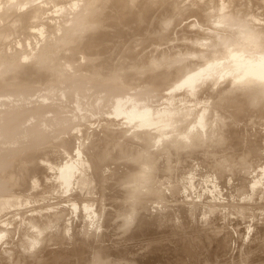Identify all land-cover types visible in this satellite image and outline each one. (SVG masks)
<instances>
[{
	"label": "rangeland",
	"instance_id": "1",
	"mask_svg": "<svg viewBox=\"0 0 264 264\" xmlns=\"http://www.w3.org/2000/svg\"><path fill=\"white\" fill-rule=\"evenodd\" d=\"M258 65L264 0H0V264H264Z\"/></svg>",
	"mask_w": 264,
	"mask_h": 264
},
{
	"label": "bare ground",
	"instance_id": "2",
	"mask_svg": "<svg viewBox=\"0 0 264 264\" xmlns=\"http://www.w3.org/2000/svg\"><path fill=\"white\" fill-rule=\"evenodd\" d=\"M87 12H88V11H87ZM147 15H148V11H147L146 9H144V10L141 11V16H142V17H145V18H146ZM95 16H96V15H95ZM97 21H98V19H97ZM234 21H235V20H234ZM246 30H247L246 28H243V29H242L241 33H242L243 36H245V33H247ZM137 31H138V30H137ZM170 38H171V36H170ZM170 38H169V39H170ZM249 38H250V37H249ZM161 40H162V39H161ZM240 40H241V39H240ZM162 41H163V40H162ZM170 41H171V40H170ZM160 43H161V42H160ZM172 43H173V42H172ZM169 44H170V43H169ZM173 44H175V42H174ZM177 44H178V43H177ZM186 45H187V44H186ZM254 45H255V44H254ZM187 46H188V45H187ZM168 47H169V46H168ZM251 48H252V47H251ZM158 50H159V49H158ZM240 50H241V49H240ZM258 50H259V49H258ZM162 51H163V50H162ZM193 51H194V50H193ZM157 52H158V51H157ZM185 55H186V54H185ZM147 59H148V58H147ZM174 59H175V58H174ZM144 61H145V60H144ZM200 61H201V60H200ZM146 62H147V60H146ZM192 62H193V61H192ZM187 63H188V62H187ZM146 64H147V63H146ZM185 64H186V63H185ZM140 65H141V64H140ZM186 65H187V64H186ZM189 65H190V64H189ZM187 66H188V65H187ZM51 67H52V66H51ZM142 67H143V66H142ZM145 68H146V67H145ZM137 71H138V70H137ZM143 72H144V71H143ZM250 72L253 73V75H255V76L263 77V78H264V65H258L257 67L253 68ZM173 75H174V73H173ZM161 76H162V75H161ZM167 76H168V73H167ZM249 76H250V75H249ZM168 77H169V76H168ZM172 77H173V76H172ZM164 78L166 79L167 77H164ZM169 78H170V77H169ZM169 78H167V80H168ZM154 79H155V78H154ZM144 80H145V79H144ZM164 81H165V80H164ZM189 81H190V80L187 79V80L184 81V82L182 81L180 84H183V83H186V82H189ZM211 83H212V82H211ZM131 84H132V83H131ZM143 85H144V84H143ZM41 86H42V85H41ZM67 86H68V85H67ZM129 86H130V85H129ZM191 86H192V85H191ZM58 87H62V86L59 85ZM134 87H135V85H134ZM137 87H139V86H137ZM239 87H240V86H239ZM65 88H66V87H65ZM79 88H81V87H79ZM165 88H166V87H165ZM235 88H236V87H235ZM38 89H39V88H38ZM82 89H83V88H82ZM140 89H141V88H140ZM209 89H210V88H209ZM48 90H49V89H48ZM55 90H56V89H55ZM129 90H131V89H129ZM129 90H128V91H129ZM81 91H82V90H81ZM155 91H156V90H155ZM205 91H206V90H205ZM48 92H49V91H48ZM131 92H133V91L131 90ZM156 92H158V91H156ZM220 92H221V91H220ZM247 92H248V91H247ZM52 93H53V92H52ZM106 93H107V92H106ZM129 93H130V92H129ZM245 93H246V92H245ZM53 94H54V93H53ZM33 95H34V94H33ZM44 95H45V94H44ZM62 95H63V94H62ZM65 95H67V94H65ZM75 95H76V94H75ZM135 95H136V94H135ZM202 95H203V93H202ZM242 95H243V94H242ZM63 96H64V95H63ZM123 96H124V95H123ZM38 97H39V96H38ZM41 97H42V95H41ZM125 97H126V96H125ZM148 97H149V96H148ZM58 98H59V97H58ZM62 98H63V97H62ZM139 98H140V97H139ZM146 98H147V97H146ZM238 98H239V97H238ZM59 99H60V98H59ZM121 99H122V98H121ZM141 99H142V98H141ZM130 100H132V99H130ZM72 101H73V100H72ZM124 101H125V103H126V99L123 100V102H124ZM148 101H149V100H148ZM34 102H35V101H34ZM116 102H117V101H116ZM119 102H120V101H119ZM123 102H122V103H123ZM191 102H192V101H191ZM38 104H39V103H38ZM120 104H121V103H120ZM127 104H128V103H127ZM40 105H42V104L40 103ZM44 105H45V104H44ZM103 105H104V104H103ZM118 105H119V103H118ZM36 106H37V104H36ZM126 107H127V106H126ZM126 107H124V109H125ZM128 107H129V105H128ZM128 107H127V109H125V110H127V114H129L128 112H130V111H128V110H129ZM133 107H134V106H133ZM33 108H34V107H33ZM122 108H123V107H122V105H121L120 109H122ZM139 108H140V106H139ZM184 108H185V107H184ZM124 109H123V110H124ZM131 109H133V108L131 107L130 110H131ZM142 109H144V107H142ZM140 110H141V109H140ZM152 110H153V109H152ZM157 110H158V109H157ZM159 110H160V109H159ZM84 111H85V110H84ZM95 111H96V110H95ZM114 111H115V113H118V112L116 111V109H115ZM120 111H122V110H120ZM120 111H119V114H120ZM141 111H143V110H141ZM164 111H165V109H164ZM9 112H10V111H9ZM104 112H105V111H104ZM122 112H123V111H122ZM122 112H121V113H122ZM124 112H126V111H124ZM124 112H123V115H124ZM148 112H149V110L146 111V113L141 112L142 114L133 112V116H135L137 119H138L137 116H139V117L142 119V122H143V123H147V122L149 121L148 116H149V117H150V115L152 116V115L155 113V111H153L154 113L152 112L153 114H150V113H148ZM150 112H151V111H150ZM156 112H157V111H156ZM158 113H161V112L159 111ZM158 113H157V114H158ZM236 113H237V112H236ZM76 114H77V113H76ZM83 114H84V113H83ZM155 114H156V113H155ZM155 114H154V115H155ZM42 115H43V114H42ZM86 115H87V114H86ZM103 115H104V114H103ZM106 115H108V114H106ZM121 115H122V114H121ZM125 115H126V114H125ZM154 115H153V116H154ZM172 116H173V115H172ZM105 117H106V116H105ZM110 117H111V116H110ZM124 117L126 118V116H124ZM92 118H93V117H92ZM120 118H121V117H120ZM128 118H130V117L128 116ZM128 118H126L127 121H128ZM77 119H78V118H77ZM87 119H88V118H87ZM112 119H113V118H112ZM131 119H133V118H131ZM134 119H135V118H134ZM179 119H180V118H179ZM179 119H178V120H179ZM174 120H176V119H174ZM180 120H181V119H180ZM47 121H48V120H47ZM83 121H84V120H83ZM115 121H116V120H115ZM120 121H121V120H120ZM127 121H126V122H127ZM131 121H133V120H131ZM77 122H78V121H77ZM89 122H90V121H89ZM155 122H156V121H155ZM230 122H231V121H230ZM75 123H76V122H75ZM218 123H219V122L217 121V124H218ZM221 123H222V122H221ZM85 124H86V123H85ZM112 124H113V123H112ZM138 124H139V123H138ZM212 124H213V122H212ZM215 124H216V122H215ZM217 124H216V125H217ZM219 124H220V123H219ZM244 124H245V123H244ZM18 125H19V124H18ZM43 125H44V124H43ZM66 125H67V124H66ZM216 125H214V126H215V127H218V125H217V126H216ZM221 125H222V124H221ZM69 126H70V125H69ZM73 126H74V125H73ZM75 126H76V124H75ZM219 126H220V125H219ZM243 126H244V125H243ZM16 127H17V126H16ZM67 127H68V126H67ZM215 127H214V128H215ZM222 127H224V124H223ZM20 128H21V127H20ZM66 129H67V128H66ZM79 129H80V128H79ZM129 129H130V128H129ZM212 129H213V127H212ZM215 129H216V128H215ZM215 129H214V130H215ZM219 129H220V128H219ZM219 129H218V130H219ZM222 129H223V128H221V130H222ZM235 129H236V128H235ZM60 130L62 131L61 127H60ZM214 130L212 131V134H213V133H216V132H214ZM218 130L216 129L217 132H218ZM223 130H224V129H223ZM231 130H232V129H231ZM14 131H15V130H14ZM18 131H19V130H18ZM20 131H21V130H20ZM57 131H58V130H57ZM63 131H64V129H63ZM235 131H236V130H235ZM237 131H239V130L237 129ZM9 132H10V131H9ZM21 132H22V131H21ZM58 132H59V131H58ZM68 132H70V131H68ZM75 132H76V131H75ZM220 132H221V131H220ZM239 132H240V131H239ZM247 132H248V131H247ZM258 132H259V131H258ZM66 133H67V132H66ZM66 133H65V134H66ZM51 134H52V133H51ZM54 134H55V133H54ZM56 134H57V133H56ZM59 134H60V133H59ZM62 134H63V133H62ZM65 134H64V136H65ZM68 134H69V133H68ZM68 134H67V135H68ZM91 134H92V133H91ZM217 134H218V135H217ZM220 134L223 135L222 132H221ZM220 134H219V133H216V135H217V140H218V136L221 137ZM224 134H225V133H224ZM253 134H254V133H253ZM256 134H257V133H256ZM247 135H248V134H247ZM247 135H246V136H247ZM54 136H55V135H54ZM54 136H53V137H54ZM64 136H63V137H64ZM75 136H76V135H75ZM140 136H141V135H140ZM212 136L214 137L215 135H212ZM224 136H225V135H224ZM224 136H222L221 138H224ZM261 136H262V135H261ZM56 137L58 138V136H56ZM56 137H55V138H56ZM59 137H60V136H59ZM61 137H62V135H61ZM259 137H260V136H259ZM68 138H69V137H68ZM186 138H187V137H186ZM214 138H215V137H214ZM233 138H234V137H233ZM248 138H249V136H248ZM251 138H252V137H251ZM257 138H258V136H257ZM37 139H38L37 143H38V142H41V141H39V138H37ZM50 139H51V138H50ZM59 139H60V138H59ZM219 139H220V138H219ZM252 139H253V138H252ZM258 139H259V138H258ZM258 139H257V141H258ZM41 140H43V139H41ZM44 140H45V139H44ZM46 140H47V138H46ZM52 140H53V139H52ZM214 140H216V138H215ZM217 140H216V141H217ZM233 140H234V139H233ZM235 140H236V143H237V138H236ZM239 140H240V139H239ZM239 140H238V141H239ZM248 140H249V139H248ZM35 141H36V140H35ZM54 141H55V140H54ZM66 141H67V140H66ZM68 141H70V140H68ZM185 141H186V140H185ZM220 141H221V140H220ZM252 141H253V140H252ZM255 141H256V140H255ZM33 142H34V141H33ZM46 142H47V141H46ZM228 142H229V141H228ZM232 142H234V141H232ZM232 142H231V143H232ZM241 142H242V140H241ZM29 143H30V142H29ZM42 143H43V142H42ZM52 143H53V142H52ZM52 143H50V144H52ZM55 143H56V144H54V145H57V142H55ZM68 143H69V142H68ZM250 143H251V141H250ZM257 143H258V142H257ZM261 143H262V142H261ZM45 144H46V143H45ZM225 144H226V142H225ZM227 144H230V143H227ZM242 144H243V143H242ZM251 144H252V143H251ZM251 144H250V148L252 147V148H253V151H254V147L251 146ZM254 144H255V143H253L252 145H254ZM262 144H263V143H262ZM52 145H53V144H52ZM58 145H60V144H58ZM144 145H145V144H144ZM232 145H233V143H232ZM255 145H256V144H255ZM255 145H254V146H255ZM259 145H261V144H259ZM30 146H31V145H30ZM33 146H34V145H33ZM43 146H44V145H42V148H43ZM74 146H75V145H74ZM236 146H237V144H236ZM241 146H242V145H241ZM35 147H36V146H35ZM35 147H34V148H35ZM37 147H38V146H37ZM53 147H55V146H53ZM243 147H244V145H243ZM259 147H260V146H259ZM31 148H32V147H31ZM51 148H52V147H51ZM58 148H59V147H58ZM178 148H179V147H178ZM231 148H233V147H231ZM245 148H247V145H246ZM4 149H6V148H4ZM28 149H29V148H28ZM40 149H41V148H40ZM49 149H50V148H49ZM260 149H261V148H260ZM21 150H22V149H21ZM38 150H39V148H38ZM38 150H37V151H38ZM41 150H42V149H41ZM41 150H39V151H41ZM43 150H44V148H43ZM56 150H57V149H56ZM231 150H232V149H231ZM231 150H230V151H231ZM258 150H259V149H258ZM2 151L5 152L4 150H2ZM2 151H1V152H2ZM6 151H7V150H6ZM30 151H31V150H30ZM30 151H29V152H30ZM35 151H36V150H35ZM46 151H48V150L46 149ZM54 151H55V150H54ZM67 151H68V150H67ZM159 151H160V150H159ZM174 151H175V150H174ZM174 151L172 152V154L177 153V152H174ZM16 152H17V151H16ZM20 152H21V151H20ZM20 152H19V153H20ZM41 152H42V151H41ZM51 152H52V151H51ZM56 152H57V151H56ZM237 152H238V151H237ZM237 152H236V153H237ZM241 152H242V151H241ZM241 152H240V153H241ZM248 152H249V151H248ZM250 152H251V151H250ZM256 152H257V151H256ZM26 153H27V151H26ZM30 153H31V152H30ZM78 153H79V152H78ZM81 153H82V152H81ZM156 153H157V152H156ZM219 153H220V152H219ZM232 153H233V152H232ZM236 153H235V156H236ZM258 153H260V152H258ZM0 154H1V153H0ZM12 154H13V153H12ZM31 154H32V153H31ZM31 154H30V156H31ZM40 154H41V153H40ZM172 154H171V155H172ZM243 154H244V153H243ZM243 154H242V155H243ZM251 154H252V153H251ZM260 154H262V153H260ZM8 155H9V153H8ZM8 155H6V156H8ZM10 155H11V154H10ZM16 155H17V154H16ZM18 155H19V154H18ZM22 155H23V154H22ZM27 155H28V154H27ZM27 155H26V156H27ZM32 155H33V154H32ZM36 155H37V154H36ZM46 155H48V154H46ZM57 155H58V154H57ZM206 155H207V154H206ZM208 155H209V157H211L210 154H208ZM219 155H220V154H219ZM233 155H234V154H233ZM233 155H231V156H233ZM237 155H238V153H237ZM247 155H248V153H247V154L245 153V156H247ZM255 155H256V153H255ZM255 155H253V156H255ZM3 156H4V155H3ZM44 156H45V155H44ZM44 156H43V157H44ZM48 156H49V155H48ZM55 156H56V155H55ZM55 156H54V157H55ZM83 156H84V155H83ZM148 156H149V155H148ZM174 156H176V154H175ZM186 156H187V155H186ZM189 156H190V155H189ZM189 156H188V157H189ZM191 156H193V155L191 154ZM191 156H190V157H191ZM195 156H196V155H195ZM202 156H203V155H202ZM214 156H215V155H214ZM245 156H244V158H246ZM249 156H250V155H249ZM9 157H10V156H9ZM11 157H13V156H11ZM17 157H18V156H17ZM21 157H22V156H21ZM31 157H32V156H31ZM39 157H40V155H39ZM57 157H59V156H57ZM73 157H74V156H73ZM146 157H147V156H146ZM155 157H156V156H155ZM193 157H194V156H193ZM209 157H208V158H209ZM227 157H228V156H227ZM258 157H259V156H258ZM263 157H264V156H263ZM6 158H7V157H6ZM6 158H5V159H6ZM29 158H30V157H29ZM37 158H38V157H37ZM41 158H42V157H41ZM148 158H149V157H148ZM153 158H154V155H153ZM153 158H152V159H153ZM179 158H180V157H179ZM196 158H198V157H196ZM196 158H195V159H196ZM214 158H215V157H214ZM232 158H233V157H232ZM260 158H261V157H260ZM18 159H19V157H18ZM39 159H40V158H38V160H39ZM56 159H57V158H56ZM193 159H194V158H193ZM193 159H190V160L193 161ZM209 159H211V158H209ZM41 160H43V158H42ZM59 160H60V159H59ZM138 160H139V159H138ZM154 160H155V159H154ZM178 160H179V159H178ZM214 160H215V159H214ZM238 160H240V159L238 158ZM247 160H248V157H247ZM256 160H257V159H256ZM262 160H263V159H262ZM2 161H3V160H2ZM6 161H7V160H6ZM15 161H16V160H15ZM24 161H26V160H24ZM33 161H34V160H33ZM45 161H47V160L45 159ZM57 161H58V160H57ZM61 161H62V160H61ZM83 161H84V160H83ZM182 161H183V160H182ZM186 161H187V160H186ZM191 161H190V162H191ZM202 161H203V160H201L200 162H202ZM248 161H250V159H249ZM258 161H259V160H258ZM3 162H4V161H3ZM11 162H12V161H11ZM16 162H17V161H16ZM28 162H30V161H28ZM141 162H142V161H141ZM188 162H189V161H188ZM195 162H196V161H195ZM209 162H210V161H209ZM217 162H218V161H217ZM240 162L242 163V161H240ZM252 162H253V161H252ZM254 162H255V161H254ZM7 163H8V162H7ZM9 163H10V162H9ZM36 163H37V162H36ZM40 163H41V162H40ZM55 163H56V162H55ZM55 163H53V164H55ZM114 163H115V162H114ZM138 163H140V162H138ZM225 163H226V161H225ZM255 163H256V162H255ZM257 163H258V162H257ZM259 163H260V162H259ZM261 163H262V162H261ZM1 164H2V163H1ZM1 164H0V165H1ZM4 164H5V163H4ZM21 164H22V163H21ZM29 164H30V163H29ZM32 164H33V163H32ZM56 164H57V163H56ZM67 164H68V163H67ZM90 164H91V163H90ZM188 164H189V163H188ZM190 164H191V163H190ZM209 164H210V163H209ZM221 164H222V163H221ZM237 164H238V163H237ZM239 164H240V163H239ZM249 164H250V163H249ZM16 165H17V164H16ZM19 165H20V164H19ZM36 165H37V164H36ZM45 165H46V164H45ZM140 165H141V164H140ZM142 165H143V164H142ZM146 165H147V166H150V165H148V164H146ZM178 165H179V164H178ZM180 165H181V164H180ZM180 165H179V166H180ZM182 165H184V164H182ZM186 165H187V164H186ZM192 165H193V164H192ZM212 165H213V164H212ZM212 165H211V166H212ZM223 165H224V164H223ZM242 165H243V164H242ZM246 165H247V164H246ZM23 166H25V165H23ZM131 166H132V165H131ZM176 166H177V165H176ZM179 166H178V167H179ZM205 166H206V165H205ZM211 166H210V167H211ZM248 166H249V165H248ZM20 167H22V166H20ZM31 167H32V166H31ZM51 167H52V166H51ZM158 167H160V166H158ZM163 167H164V166H163ZM166 167H168V166H166ZM171 167H172V166H171ZM183 167L185 168V165H184ZM232 167H233V166H232ZM244 167H245V166H244ZM253 167L256 168L255 166H253ZM13 168H14V167H13ZM27 168H28V167H27ZM27 168L25 167V170H26ZM46 168H47V167H46ZM180 168H181V166H180ZM180 168H179V169H180ZM263 168H264V167H263ZM23 169H24V168H23ZM73 169H74V166H72V165H66V166L61 167V169H60V174H61V176L63 177V179H64V181H65L66 183L69 182V180H70V175H71V172H72ZM82 169H83V168H82ZM158 169H159V168H158ZM208 169H209V168H208ZM1 170H2V169H1ZM5 170H6V169H5ZM38 170H39V169H38ZM174 170H175V169H174ZM198 170H199V169H196V171H198ZM10 171H12V170H10ZM16 171H18V170H16ZM26 171H27V170H26ZM28 171H29V170H28ZM48 171H49V170H48ZM132 171H133V170H131V172H132ZM172 171H173V170H172ZM178 171H179V170H178ZM180 171H181V170H180ZM215 171H216V170H215ZM3 172H4V171H3ZM3 172H2V174H3ZM13 172H14V171H13ZM13 172L11 173L12 175H13ZM129 172H130V171H129ZM173 172H174V171H173ZM182 172H183V171H182ZM194 172H195V171H194ZM208 172H209V171H208ZM6 173H7V172H6ZM16 173H17V172H16ZM18 173H19V172H18ZM28 173H29V172H28ZM31 173H32V172H31ZM40 173H41V172H40ZM160 173H161V172H160ZM179 173H181V172H179ZM183 173H184V172H183ZM183 173H182V174H183ZM185 173H186V171H185ZM206 173H207V171H206ZM206 173H205V174H206ZM256 173H257V172H256ZM9 174H10V173H9ZM21 174H23V172H22ZM24 174H25V173H24ZM33 174H34V173H33ZM33 174H32V175H33ZM35 174H36V172H35ZM177 174H178V172H177ZM177 174H176V175H177ZM6 175H7V174H6ZM46 175H47V174H46ZM93 175H94V174H93ZM152 175H153V174H152ZM161 175H162V174H161ZM161 175H159V176L161 177ZM166 175H167V174H166ZM179 175H180V174H179ZM257 175H258V174H257ZM259 175H260V174H259ZM0 176L4 177V176L1 175V174H0ZM14 176H15V175H13V176L10 177V178L12 179ZM17 176H18V174H17ZM24 176H25V175H24ZM118 176H119V175H118ZM242 176H243V175H242ZM20 177H21V175H20ZM78 177H79V176H78ZM106 177H107V176H106ZM165 177H166V176H165ZM165 177H164V178H165ZM177 177H178V176H177ZM179 177H180V176H179ZM231 177H232V176H231ZM16 178H17V177H16ZM22 178H23V177H22ZM22 178H21V179H22ZM37 178H38V177H37ZM152 178H153V176H152ZM161 178L163 179V176H162ZM167 178H168V175H167ZM172 178H173V177H172ZM172 178H171V179H172ZM253 178H254V177H253ZM1 179H2V178H1ZM19 179H20V178H19ZM23 179H24V178H23ZM43 179H44V178H43ZM84 179H85V178H84ZM84 179H83V180H84ZM115 179H116V178H115ZM13 180H14V179H13ZM33 180H34V179H33ZM36 180H37V179H36ZM81 180H82V179H81ZM157 180H158V179H157ZM206 180H207V179H206ZM221 180H222V179H221ZM249 180L251 181V179H249ZM253 180H254V179H253ZM260 180H261V179H260ZM7 181H10V180L7 179ZM16 181H20V180H16ZM21 181H22V180H21ZM21 181H20V183H21ZM23 181H24V180H23ZM26 181H27V180H26ZM110 181H111V180H110ZM110 181H109V182H110ZM146 181H147V180H146ZM162 181H163V180H162ZM162 181H161V182H162ZM10 182H12V181H10ZM13 182H14V181H13ZM35 182H36V181H35ZM41 182H42V181H41ZM82 182H83V181H82ZM151 182H152V181H151ZM151 182H150V183H151ZM215 182H216V181H215ZM230 182H231V181H230ZM4 183H5V182H4ZM31 183H32V182H31ZM31 183H30V184H31ZM142 183H144V182H142ZM211 183H213V182H211ZM224 183H226V182H224ZM233 183H235V182H233ZM256 183H258V181H257ZM7 184H8V183H7ZM14 184H15V183H14ZM18 184H19V183H18ZM21 184L23 185V183H21ZM39 184H40V183H39ZM80 184H81V186H82V183H80ZM107 184H108V183H107ZM109 184H111V183H109ZM139 184H140V183H139ZM139 184H138V185H139ZM228 184H230V183H228ZM236 184H237V183H235V185H236ZM259 184H260V183H259ZM10 185H11V184H10ZM10 185H9V186H10ZM12 185H13V184H12ZM44 185H45V184H44ZM144 185H145V184H144ZM144 185H143V186H144ZM156 185H157V184H156ZM191 185H192V184H191ZM207 185H208V184H207ZM209 185H210V184H209ZM221 185H222V184H221ZM225 185H226V184H225ZM230 185H232V184H230ZM255 185H257V184H255ZM9 186H8V187H9ZM14 186H15V185H14ZM24 186H25V185H24ZM26 186H27V184H26ZM28 186H29V185H28ZM28 186H27V187H28ZM32 186H34V185H32ZM39 186H40V185H39ZM81 186H80V187H81ZM136 186H137V184H136ZM143 186L140 187V192H141V188H142ZM181 186H182V185H181ZM213 186H214V185H213ZM248 186H249V185H248ZM251 186H253V185H251ZM260 186H261V185H260ZM263 186H264V185H263ZM263 186H261V187H263ZM35 187H36V185H35ZM230 187H232V186H230ZM230 187H228V188H230ZM254 187H255V186H254ZM254 187H253V188H254ZM5 188H6V187H5ZM107 188H109V187H106V189H107ZM130 188H131V187H130ZM185 188H186V187H185ZM191 188H192V187H191ZM238 188H239V187H238ZM240 188H241V186H240ZM240 188H239V189H240ZM247 188H248V187H247ZM37 189H39V188L37 187ZM37 189H36V190H37ZM77 189H78V188H77ZM135 189H136V188H135ZM241 189H242V188H241ZM260 189H261V188H260ZM262 189H263V188H262ZM5 190H6V189H5ZM7 190H8V189H7ZM7 190H6V191H7ZM9 190H10V187H9ZM28 190H29V189H28ZM34 190H35V188H34ZM138 190H139V188H138ZM175 190H176V189H175ZM182 190H183V189H182ZM185 190H187V189H185ZM195 190H196V189H195ZM231 190H232V189H231ZM2 191H4V188H3ZM74 191H76V190H74ZM109 191H110V188H109ZM130 191H131V189H130ZM209 191H210V189H209ZM215 191H216V190H215ZM223 191H224V190H223ZM228 191H229V189H228ZM234 191H235V190H234ZM257 191H258V190H257ZM257 191H256V193H257ZM78 192H79V191H78ZM112 192H113V191H112ZM137 192L139 193V191L136 190L135 193H137ZM192 192H193V191H192ZM206 192H207V191H206ZM219 192H220V191H219ZM226 192H227V191H226ZM239 192H240V191H239ZM249 192H250V191H249ZM129 193H130V192H129ZM132 193H133V195H135L134 192H132ZM201 193H202V192H201ZM214 193H216V192H214ZM224 193H225V191H224ZM254 193H255V189H254ZM259 193H260V192H259ZM262 193H263V192H262ZM0 194H1V193H0ZM113 194H114V193H113ZM225 194H226V193H225ZM227 194H228V193H227ZM7 195H8V194H7ZM130 195H132V194H130ZM133 195H132V196H133ZM187 195H188V194H187ZM213 195H214V194H213ZM217 195H218V194H217ZM222 195H223V194H222ZM228 195H229V194H228ZM235 195H237V194L235 193ZM238 195H239V194H238ZM254 195H255V194H254ZM14 196H15V195H14ZM110 196H111V195H110ZM116 196H117V195H116ZM184 196L186 197L185 194H184ZM194 196H195V195H194ZM250 196H251V195H250ZM263 196H264V195H263ZM26 197H28V196L26 195ZM29 197H30V196H29ZM31 197H32V196H31ZM31 197H30V198H31ZM44 197H45V196H44ZM71 197H73V196H71ZM16 198H17V197H16ZM95 198H96V197H95ZM109 198H111V197H109ZM119 198H121V197H119ZM219 198H220V197H219ZM228 198H230V197H228ZM263 198H264V197H263ZM70 199H71V198H70ZM141 199H143V198H141ZM151 199H152V198H151ZM153 199H154V198H153ZM170 199H171V198H170ZM236 199H237V198H236ZM28 200H30V199H28ZM32 200H33V199H32ZM111 200H112V199H111ZM135 200H136V199H135ZM154 200H155V199H154ZM160 200H163V199H160ZM160 200H159V201H160ZM176 200H178V199H176ZM209 200H210V199H209ZM24 201H25V200H24ZM39 201H40V200H39ZM42 201H43V200H42ZM126 201H128V200H126ZM139 201H142V200H139ZM144 201H145V200H144ZM157 201H158V199H157ZM168 201H169V200H168ZM170 201H172V200H170ZM182 201H184V200L181 199V202H182ZM191 201H192V200H191ZM193 201L195 202V200H193ZM193 201H192V202H193ZM201 201H202V199H201ZM207 201H208V200H207ZM217 201H218V200H217ZM233 201H234V199L232 200V202H233ZM238 201H239V200H238ZM36 202H37V201H36ZM67 202H68V201H67ZM107 202H109V201H107ZM161 202H162V201H161ZM163 202H164V201H163ZM165 202H166V199H165ZM165 202H164V203H165ZM179 202H180L179 200H178L177 203L175 202L176 205L179 204ZM204 202H205V201H204ZM224 202H225V201H224ZM232 202H231V203H232ZM236 202H237V201H236ZM236 202L234 201L235 204H236ZM242 202H243V201H241L240 203H242ZM19 203H20V202H19ZM155 203H156V202H155ZM173 203H174V201H173ZM175 203H174L173 205H175ZM189 203H190V202H189ZM201 203H203V202H201ZM201 203H200V204H201ZM206 203H207V202H206ZM210 203H211V202H210ZM228 203H230V202H228ZM231 203H230V204H231ZM128 204H129V203H128ZM166 204L168 205V203H166ZM170 204H171V203H170ZM195 204H196V202H195ZM214 204H215V203H214ZM86 205H87V204H86ZM88 205H89V204H88ZM123 205H124V204H123ZM123 205H122V206H123ZM126 205H127V204H126ZM155 205H157V204H155ZM180 205H181V203H180ZM198 205H199V204H198ZM209 205H211V204H209ZM216 205H217V204H216ZM222 205H223V204H222ZM248 205H249V204H248ZM5 206H6V205H5ZM122 206H121V207H122ZM158 206H159V205H158ZM168 206H169V205H168ZM182 206H183V205H182ZM261 206H262V205H261ZM95 207H96V206H95ZM151 207H152V206H151ZM154 207H155V206H154ZM42 208H43V207H42ZM118 208H119V207H118ZM34 209H35V208H34ZM108 210H109V209H108ZM108 210H107V211H108ZM220 210H221V208H220ZM12 211H13V210H12ZM20 211H21V210H19V212H20ZM31 211H32V210H31ZM39 211H40V210H39ZM110 211H111V210H110ZM217 211H218V210H217ZM236 211H237V210H236ZM27 212H28V211H27ZM218 212H219V211H218ZM14 213H15V212H14ZM16 213H17V212H16ZM37 213H38V212H37ZM44 213H45V212H43V214H44ZM104 213H105V212H104ZM216 213H217V212H216ZM235 213H237V212H235ZM260 213H262V212H260ZM23 214H24V213L22 212V215H23ZM26 214H27V213H26ZM34 214H36V213H34ZM41 214H42V212H41ZM43 214L41 215L42 218H43ZM45 214H46V213H45ZM45 214H44V215H45ZM48 214H49V213H48ZM52 214H54V213H52ZM217 214H218V213H217ZM220 214H221V213H220ZM231 214H232V213H231ZM244 214H247V213H244ZM254 214H255V213H254ZM7 215H8V214H7ZM39 215H40V213H39ZM54 215H55V214H54ZM67 215H68V214H67ZM210 215H212V214H210ZM213 215H215V214H213ZM247 215H248V214H247ZM8 216H9V215H8ZM19 216H20V215H19ZM29 216H30V215H29ZM45 216H47V215H45ZM50 216H51V214H50ZM60 216H61V215H60ZM60 216H59V217H60ZM78 216H79V215H78ZM165 216H166V215H165ZM240 216H241V215H240ZM250 216H251V215H250ZM1 217H2V216H1ZM27 217H28V216L26 215V218H27ZM30 217H31V216H30ZM30 217H29V218H30ZM52 217H53V215H52ZM64 217H65V216H64ZM217 217H218V216H217ZM237 217H238V216H237ZM259 217H260V216H259ZM261 217H262V215H261ZM23 218H24V217H23ZM35 218H37V217L35 216ZM35 218H34V220H35ZM44 218H45V217H44ZM44 218H43V220H44ZM56 218H58V215L56 216ZM242 218H243V217H242ZM250 218H251V217H250ZM5 219H6V218H5ZM27 219H28V218H27ZM38 219H39V217H38ZM45 219H46V218H45ZM58 219L60 220V218H58ZM159 219H160V218H159ZM220 219H221V217H220ZM246 219H247V217H246ZM260 219H261V218H260ZM8 220H9V218H8ZM8 220H7V221H8ZM19 220H20V219H19ZM28 220H29V219H28ZM34 220H33V221H34ZM39 220H40V219H39ZM43 220H42V221H43ZM47 220H48V218H47ZM52 220H53V219H52ZM56 220H57V219H56ZM63 220H64V218L62 219V221H63ZM168 220H169V219H168ZM185 220H186V219H185ZM196 220H198V219H196ZM206 220H207V219H206ZM228 220H229V219H228ZM35 221L38 223L37 220H35ZM44 221H45V220H44ZM218 221H219V220H218ZM247 221H248V220H247ZM255 221H256V220H255ZM258 221H259V220H258ZM260 221H261V220H260ZM29 222H30V221H29ZM39 222H40V221H39ZM55 222H59V221L57 220V221H55ZM166 222H167V221H166ZM177 222H178V221H177ZM232 222H233V221H232ZM238 222H239V221H238ZM245 222H246V221H245ZM262 222H263V221H262ZM7 223H8V222H7ZM10 223H11V222H10ZM51 223H53V222H51ZM158 223H159V222H158ZM160 223H161V222H160ZM186 223H187V221H186ZM188 223H189V222H188ZM198 223H200V222L198 221ZM219 223H221V222H219ZM228 223H229V222H228ZM230 223H231V222H230ZM233 223H234V222H233ZM246 223H247V222H246ZM246 223H245V224H246ZM23 224H24V223H22V225H23ZM26 224H27V223H26ZM29 224H31V222H30ZM32 224H33V223H32ZM34 224H35V222H34ZM38 224H39V223H38ZM155 224H156V223H155ZM163 224H164V223H163ZM168 224H169V223H168ZM171 224H172V223H171ZM175 224H176V223H175ZM200 224H201V223H200ZM208 224H209V223H208ZM210 224H211V223H210ZM234 224H235V223H234ZM242 224H243V223H242ZM0 225H1V224H0ZM7 225H8V224H7ZM12 225H14V224L12 223ZM16 225H17V224H16ZM19 225H20V223H19ZM188 225H189V224H188ZM192 225H193V224H192ZM198 225H199V224H198ZM201 225H202V224H201ZM211 225H212V224H211ZM232 225H233V224H232ZM3 226H4V225H3ZM26 226H28V225H26ZM26 226H25V227H26ZM30 226H31V225H30ZM30 226H28V227H30ZM51 226H52V225H51ZM54 226H55V224H54ZM54 226L51 227V228H54ZM127 226H128V225H127ZM155 226H156V225H155ZM158 226H159V225H158ZM160 226H161V224H160ZM160 226H159V228H160ZM166 226H167V225H166ZM171 226H172V225H171ZM177 226H178V224H177ZM204 226H205V225H204ZM243 226H244V224H243ZM12 227H14V226H12ZM17 227H20V226L17 225ZM28 227H27V228H28ZM161 227H162V226H161ZM168 227H170V226H168ZM211 227H212V226H211ZM223 227H224V226H223ZM261 227H262V226H261ZM261 227H260V228H261ZM0 228H2V227L0 226ZM3 228L6 229L5 226H4ZM149 228H150V227H149ZM187 228H188V227H187ZM187 228H186V229H187ZM208 228H209V227H207V229H208ZM221 228H222V227H221ZM240 228H241V227H240ZM262 228H264V227H262ZM10 229H11V227H10ZM14 229H15V228H13V230H14ZM17 229H18V228H17ZM19 229H20V228H19ZM22 229L24 230V228H22ZM22 229H21V230H22ZM55 229H56V227H55ZM55 229H54V230H55ZM165 229H166V228H165ZM188 229H189V228H188ZM191 229H192V228H191ZM193 229H194V228H193ZM217 229H218V228H217ZM52 230H53V229H51V232L54 231V230H53V231H52ZM144 230H145V229H144ZM148 230H149V229H148ZM151 230H152V229H151ZM157 230H158V228H157ZM161 230H162V229H161ZM199 230H200V229H199ZM204 230H205V229H204ZM213 230H214V229H213ZM213 230H212L211 232H213ZM257 230H258V229H257ZM7 231H8V230H7ZM14 231H15V230H14ZM19 231H20V230H19ZM159 231H160V230H159ZM170 231H171V230H170ZM175 231H177V229H176ZM242 231H243V229H242ZM17 232H18V230H17ZM164 232H165V231H164ZM179 232H180V231H179ZM8 233H10V232H7L6 234H8ZM167 233H168V232H167ZM180 233H181V232H180ZM207 233H208V232H207ZM240 233H241V232H240ZM243 233H244V232H243ZM243 233H242V234H243ZM252 233H253V232H252ZM255 233H256V232H255ZM1 234H2V232H1ZM3 234H4V233H3ZM12 234H13V232H12ZM17 234H18V233H17ZM170 234H171V233H170ZM183 234H184V233H183ZM194 234H195V233H194ZM200 234L202 235V233H200ZM212 234H213V233H212ZM258 234H259V233H258ZM14 235H15V233H14ZM14 235H13V236H14ZM39 235H40V232H38V233L35 235V237L38 238ZM162 235H164V234H162ZM168 235H169V234H168ZM173 235H175V234H173ZM177 235H179V233H178ZM5 236H6V235H5ZM11 236H12V235H11ZM19 236H20V235H19ZM165 236H166V235H165ZM171 236H172V234H171ZM175 236H176V235H175ZM181 236H182V235H181ZM196 236H198V235H196ZM211 236H213V235H211ZM2 237H3V236H2ZM156 237H157V236H156ZM158 237H159V236H158ZM172 237H173V236H172ZM186 237H187V236H186ZM192 237H193V236H192ZM254 237H256V235H255ZM262 237H264V236H262ZM4 238H6V237H4ZM15 238H16V237H15ZM154 238H155V237H154ZM154 238H153V239H154ZM163 238H164V237H163ZM165 238H167V237H165ZM180 238H181V237H180ZM234 238H235V237H234ZM0 239H1V238H0ZM2 239H3V238H2ZM12 239H13V238H12ZM181 239H182V238H181ZM256 239H257V237H256ZM258 239H259V238H258ZM3 240H4V239H3ZM3 240H2V241H3ZM16 240H17V239H16ZM150 240H151V239H150ZM173 240H174V239H173ZM177 240L179 241V239H177ZM183 240H184V239H183ZM205 240L207 241L208 239L205 238ZM218 240H219V239H218ZM220 240H221V239H220ZM249 240H250V239H249ZM251 240H252V238H251ZM263 240H264V239H263ZM263 240H262V242H263ZM152 241H153V240H152ZM164 241H165V240H164ZM169 241H171V240L169 239ZM203 241H204V240H203ZM227 241H228V240H227ZM230 241H231V240H230ZM257 241H258V240H257ZM259 241H260V240H259ZM4 242H6V241H4ZM4 242H3V243H4ZM148 242H149V240H148ZM172 242H173V241H172ZM185 242H186V241H185ZM196 242H198V241H196ZM7 243H8V242H7ZM15 243H16V242H15ZM79 243H80V246H81V247H80L81 250H83V249L85 248V246H86V241H85V240H79ZM139 243H140V242H139ZM170 243H171V242H170ZM194 243H195V242H194ZM221 243H222V242H221ZM228 243H230V242H228ZM246 243H247V245H248V242H246ZM249 243H250V242H249ZM253 243H254V242H253ZM260 243H261V242H260ZM4 244H5V243H4ZM141 244H142V242H141ZM152 244H153V243H152ZM154 244H155V242H154ZM161 244H162V243H161ZM164 244H165V243H164ZM200 244H201V243H200ZM204 244H205V243H204ZM216 244H217V243H216ZM239 244H240V243H239ZM258 244H259V243H258ZM0 245H2V244H0ZM6 245H7V244H6ZM148 245H149V244H148ZM169 245H171V244H169ZM252 245H254V244H252ZM4 246H5V245H4ZM141 246H143V245H141ZM152 246H154V245H152ZM161 246H162V245H161ZM163 246H164V245H163ZM208 246H209V245H208ZM237 246H238V245H237ZM237 246H236V248H237ZM260 246H261V245H260ZM1 247H2V246H1ZM138 247H139V246H138ZM145 247H146V245H145ZM169 247H171V246H168V248H169ZM199 247H200V246H199ZM212 247H213V245H212ZM215 247H216V246H215ZM227 247H230V246H228V244H227ZM233 247H234V246H233ZM148 248H149V247H148ZM206 248H207V247H206ZM209 248H210V247H209ZM218 248H219V247H218ZM230 248H231V247H230ZM230 248H229V249H230ZM238 248H239V247H238ZM145 249H146V248H145ZM151 249H152V248H151ZM151 249H150V250H151ZM153 249H154V248H153ZM169 249H170V248H169ZM211 249H212V248H211ZM224 249H225V248H224ZM249 249H250V248H249ZM254 249H255V248H254ZM150 250H146V251H150ZM173 250H174V249H173ZM207 250H208V249H207ZM242 250H243V249H242ZM257 250H258V249H257ZM141 251H142V250H141ZM151 251H153V250H151ZM163 251H164V250H163ZM167 251H168V249H167ZM169 251H170V250H169ZM169 251H168V252H169ZM213 251H214V250H213ZM249 251H250V250H249ZM262 251H263V250H262ZM153 252H154V251H153ZM153 252H152V254H153ZM168 252H167V254H168ZM211 252H212V251H211ZM237 252H238V251H236V253H237ZM255 252H256V251H255ZM62 253H63V252H62ZM138 253H139V252H138ZM146 253H147V252H146ZM146 253H145V254H146ZM157 253H158V252H157ZM157 253H156V254H157ZM163 253H164V252H163ZM192 253H193V252H192ZM206 253H207V252H206ZM206 253H205V254H206ZM209 253H210V252H209ZM213 253H214V252H213ZM213 253H212V254H213ZM66 254H67V253H66ZM66 254H65V255H66ZM68 254H69V252H68ZM156 254H155V255H156ZM160 254H161V253H160ZM165 254H166V251H165ZM173 254H175V253L173 252ZM207 254H208V253H207ZM216 254H217V253H216ZM218 254H219V253H218ZM234 254H235V253H234ZM237 254H238V253H237ZM257 254H258V253H257ZM104 255H105V254H104ZM146 255H147V254H146ZM148 255H151V254L149 253ZM170 255H171V254H170ZM200 255H201V254H200ZM235 255H236V254H235ZM253 255H254V254H253ZM253 255H252V256H253ZM260 255H262V254H260ZM260 255H259V257H260ZM49 256H50V254H49ZM157 256H159V255H157ZM160 256L162 257V255H160ZM163 256H164V255H163ZM216 256H217V255H216ZM220 256H221V255H220ZM263 256H264V255H263ZM36 257H37V256H36ZM75 257H76V256H75ZM124 257H125V256H124ZM142 257H143V256H142ZM150 257H151V256H150ZM170 257H171V256H170ZM253 257H254V256H253ZM255 257H256V256H255ZM55 258H56V257H55ZM147 258H149V257H147ZM175 258H176V257H175ZM195 258H196V257H195ZM207 258H208V257H207ZM222 258H224V257H222ZM44 259H45V258H44ZM66 259H67V258H66ZM149 259H150V258H149ZM170 259H171V258H170ZM170 259H169V260H170ZM198 259H199V258H198ZM201 259H202V258H201ZM248 259H249V258H248ZM260 259H261V257H260ZM262 259H263V258H262ZM39 260H40V259H39ZM50 260H51V259H50ZM53 260H54V259H53ZM58 260H59V259H58ZM76 260H77V259H76ZM191 260H192V259H191ZM207 260H208V259H207ZM221 260H223V259H221ZM46 261H47V264H48V260H46ZM46 261H45V262H46ZM63 261H64V259H63ZM63 261H62V262H63ZM81 261H82V260H80V262H81ZM144 261H145V260H144ZM175 261H176V260H175ZM193 261H195V260H193ZM227 261H228V260H227ZM247 261H248V260H247ZM31 262H32V261H31ZM31 262H29V263L31 264ZM34 262H35V261H34ZM42 262L44 263V261H42ZM62 262H60V264H62ZM64 262H65V261H64ZM64 262H63V263H64ZM145 262H146V261H145ZM157 262H159V260H158ZM165 262H166V261H165ZM168 262H169V261H168ZM198 262H199V261H198ZM200 262H201V261H200ZM206 262H207V261H206ZM29 263H28V264H29ZM32 263H33V262H32ZM37 263H39V262H37ZM67 263H68V262H67ZM84 263H85V262H84ZM169 263H170V262H169ZM256 263H257V262H256ZM261 263H262V262H261ZM49 264H50V263H49ZM52 264H53V263H52ZM54 264H55V262H54ZM173 264H174V263H173ZM175 264H176V263H175ZM189 264H190V263H189ZM202 264H203V263H202ZM207 264H208V263H207Z\"/></svg>",
	"mask_w": 264,
	"mask_h": 264
}]
</instances>
